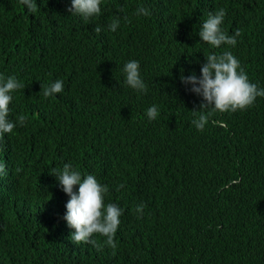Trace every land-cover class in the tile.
Returning a JSON list of instances; mask_svg holds the SVG:
<instances>
[{
	"label": "trees",
	"instance_id": "16d2710c",
	"mask_svg": "<svg viewBox=\"0 0 264 264\" xmlns=\"http://www.w3.org/2000/svg\"><path fill=\"white\" fill-rule=\"evenodd\" d=\"M35 2L31 13L0 0V75L24 85L11 93L16 127L0 138V264H264V97L214 112L199 131L192 111L202 97L180 80L228 50L264 88V0H102L89 20L67 11L71 0ZM140 5L150 15H135ZM221 8V29L240 31L235 46L198 35ZM132 60L145 93L124 82ZM57 79L63 91L45 98L43 86ZM229 157L225 180L220 163ZM65 163L95 176L107 186L105 204L123 210L116 248L99 234L91 237L99 250L71 240L69 197L54 174Z\"/></svg>",
	"mask_w": 264,
	"mask_h": 264
},
{
	"label": "clouds",
	"instance_id": "9594fccd",
	"mask_svg": "<svg viewBox=\"0 0 264 264\" xmlns=\"http://www.w3.org/2000/svg\"><path fill=\"white\" fill-rule=\"evenodd\" d=\"M102 0H71V6L67 9L71 14H76L85 20L97 16L101 12ZM21 5L35 13L38 9L35 0H20ZM121 11H123L121 9ZM135 15H150L149 9L143 5L137 7ZM225 17L223 8L214 14L209 13L207 19L202 23L198 32L200 40L213 47H220L222 44L235 46L236 37L240 35L237 30L233 35L227 34L221 29V24ZM125 21L128 17H124ZM120 25V17H114L108 25V29L115 32ZM93 31L100 33L102 31L99 25L95 26ZM122 72L125 74V83L134 90L141 93L147 92V86L140 77L139 62L132 60L124 64ZM181 83L191 85L189 91L202 97V103L199 105V111L193 110L197 118L192 120L194 129L202 131L208 121L215 122L209 117L217 112L218 114H230L229 111L244 110L253 105L257 97H264V88L260 83H251L240 61L231 51L225 50L221 54H209L205 58V63L201 65L200 76L195 73L188 76L181 74ZM63 81L55 80L47 86H43V96L45 98L54 96L63 91ZM24 88V85L17 80L15 76L7 78L0 75V138L3 134L11 133L16 127V123L8 119L9 104L12 101L14 91ZM149 120H154L158 115L156 105L146 110ZM26 117L21 115L17 123L24 125ZM234 157L221 160L226 179L232 175ZM5 165L0 163V174H4ZM62 188V191L69 197L65 208L66 212L63 220L67 226L74 229L71 234V240L77 244L83 242L92 244L93 247L100 249V245L91 237L99 234L106 237L104 244L116 248L114 236L118 229L122 215V209L115 203L105 204L104 196L108 191L107 186L101 185L95 176L88 174L82 178L79 171L74 170L71 163H65L63 169L58 173L54 172ZM174 183L173 181H171ZM78 186V187H76ZM176 186V185H175ZM124 185H118L117 190ZM177 187V186H176ZM178 188V187H177ZM182 191L180 188H178ZM144 205H137L136 211L143 212ZM191 248L204 253L200 246L193 245Z\"/></svg>",
	"mask_w": 264,
	"mask_h": 264
},
{
	"label": "bare ground",
	"instance_id": "6f19581e",
	"mask_svg": "<svg viewBox=\"0 0 264 264\" xmlns=\"http://www.w3.org/2000/svg\"><path fill=\"white\" fill-rule=\"evenodd\" d=\"M255 128V127H254ZM249 129H252V128H249ZM248 132V131H247ZM252 132H253V129H252Z\"/></svg>",
	"mask_w": 264,
	"mask_h": 264
}]
</instances>
